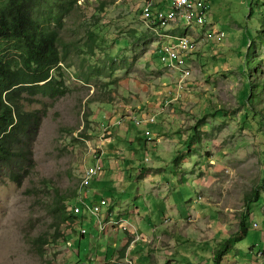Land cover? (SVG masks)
<instances>
[{"label":"rangeland","instance_id":"374dc122","mask_svg":"<svg viewBox=\"0 0 264 264\" xmlns=\"http://www.w3.org/2000/svg\"><path fill=\"white\" fill-rule=\"evenodd\" d=\"M144 2L80 0L71 11L42 12V26L58 33L60 62L51 71L57 92L25 91L20 99L35 118L22 145L24 167L0 163V264H100L103 257L107 262L104 236L84 224L82 238L61 221L54 194L74 204L92 156L97 152L103 164L109 161L105 154L121 140L112 124H125L126 118L143 122L131 127L138 141L127 148L134 152L133 168L174 181L168 197L177 203V214L165 211L166 224L162 216L146 217L156 234L174 239L152 252L164 257L159 263L215 264L224 242L227 252L217 264L264 263L263 208L249 198L264 180V0H210L208 27L167 30L170 37L189 36L197 43L186 65L190 78L182 84L181 70L169 68L158 54L172 42L141 22ZM129 185L123 193L134 199L137 186ZM151 199L155 209L164 207ZM248 200L251 215L242 232ZM190 207L202 221L187 220ZM145 223L144 235L151 237ZM217 225L226 236H215L216 242L198 238V231L204 238L215 235ZM145 247L135 249L136 264H158L148 257L155 243Z\"/></svg>","mask_w":264,"mask_h":264},{"label":"trees","instance_id":"16d2710c","mask_svg":"<svg viewBox=\"0 0 264 264\" xmlns=\"http://www.w3.org/2000/svg\"><path fill=\"white\" fill-rule=\"evenodd\" d=\"M78 1L80 0H0V163H21V170L26 162V149L22 145L35 114L26 113L20 101L22 94L25 91L43 94L51 91L54 96L57 92L51 71L60 62L58 33L42 26V12L58 14L60 9L71 11ZM10 50H14L15 57L8 56ZM262 194L264 180L249 197L255 205L262 206L264 217ZM54 197L55 209L58 207L60 210V220L75 226L77 218L68 215L67 205L63 204L66 198L59 197L56 192ZM75 197L76 190L71 200ZM252 200L247 201L246 214L239 221V231L247 230L246 220L251 215L249 205ZM40 239L42 245L43 238ZM221 244L224 245L220 246V251H215L213 257L215 264L219 261L217 258L222 259L227 252L228 244ZM109 250L107 247L105 253L109 254ZM124 251L126 247L119 254H124Z\"/></svg>","mask_w":264,"mask_h":264},{"label":"crops","instance_id":"0c3cea01","mask_svg":"<svg viewBox=\"0 0 264 264\" xmlns=\"http://www.w3.org/2000/svg\"><path fill=\"white\" fill-rule=\"evenodd\" d=\"M112 125L114 127L112 130L117 132V137L119 139L121 138V140L116 138L115 140H119V141L116 144H111L113 147V150L109 148V151H108L109 153L105 154V156L109 155L110 158L107 163L105 162L103 164L104 173L102 177L100 178V181L93 182L91 185L92 187L94 183H97L96 187L99 186V188L94 187L91 190V187H90V190L88 194L85 196L84 200L88 204H91V203L98 202L101 199H104L103 197L104 194L109 195L110 198L106 200H108L109 203L111 204L110 209L114 211L115 213H117L124 220L127 221L128 231L125 234H122V233H116V232L107 230L106 235L104 236V240H106V242L109 243V244L106 243L107 247L111 248L110 250H112V251L109 250L110 258L108 259V255H107L106 263H105L104 257L101 259H98L97 257H95V260L98 259L100 264H104V263L105 264H122L123 258L121 259V256L123 255L124 257V255L126 256L127 254V256L133 261V263L136 264L135 261H137V258L140 257V253H136L135 249H138V251H142V249L146 248L145 246L147 247L152 246L155 243V247L154 249H152V251L151 250L149 251L150 254L148 255V257L151 261L156 262V260H158L157 263L160 264L159 262L162 261L164 257H161L160 255H157V256L152 255V252L153 253L157 252L160 247L159 245L161 244L165 245L163 241L168 242L167 245L169 244L172 245L174 239H172L173 237L172 238L170 237L171 240L169 241V239L166 238V235H165L166 233L164 235L156 234L157 227L150 225V220L148 221L146 217L148 215L162 216L164 219L163 223L166 224L167 220L165 218L168 216L164 214L165 211L167 213L172 214V216L177 214V203H171L168 197L169 193L171 192V189L175 188L173 187V184H172L174 183V181H172L171 183L166 182L164 181L163 176H160V177L155 176V175L142 176L143 175L141 174L142 168H139V169H137V167L133 168L132 158H133L134 152L130 151L127 148L129 146L133 147L135 143H138V141L134 137V132L131 128L132 126L136 127L134 118H132V120H127L126 118V123L123 124L122 126H117V124H112ZM121 144L123 147L122 149L121 147H119L121 146ZM120 149H121V153H120ZM184 182H186V184L189 183L188 178L185 179ZM126 184H130L129 187L131 186L132 188H134V185L137 186V188L134 189V199L133 197L131 198L126 197L125 193H123V189L127 188ZM151 198L157 200L158 202H163L164 207L158 205V208L155 209V202L153 203ZM209 207L210 206L208 205V208ZM189 209H190V212L187 213V220L192 219L195 223H199V221H202L201 214L200 215L196 214L195 211L191 207ZM207 219L210 222L209 225L211 226L213 225L212 227H214V221L211 220L210 218H207ZM144 222H146L145 230L150 229L151 231L150 233L151 237L150 236L147 237V235H144L143 229L141 227V224H144ZM84 224H87L90 227V229L93 230L98 235L99 238H101L100 234L91 225H89L88 222ZM218 225L216 228L217 232L215 235H212L210 238H204L202 237L201 232L198 231L200 233V237L198 238L200 240L216 242V240L214 239L216 238L215 236L219 234H224L226 236V233H227L226 230L224 229L220 230V226L222 225L220 226ZM211 226H209V228H211ZM177 228L174 230H177ZM212 230H209V232ZM137 236L140 237L143 241H139L138 243L132 244L133 239ZM216 244H219V243H216ZM107 247H103V248L106 249ZM125 247H126V251H124V254H122V252L119 254V252ZM170 253L171 252H168V254ZM119 257H120V260H119ZM90 259L92 260L94 258L91 257ZM166 261L171 264L175 263L171 259H167Z\"/></svg>","mask_w":264,"mask_h":264},{"label":"built area","instance_id":"2783aa9c","mask_svg":"<svg viewBox=\"0 0 264 264\" xmlns=\"http://www.w3.org/2000/svg\"><path fill=\"white\" fill-rule=\"evenodd\" d=\"M209 3L210 0H145L141 8L142 24L146 25V28L151 30L156 37L172 42V45L162 44L158 48V54L161 62L168 64L169 68L181 70V84L190 78L191 72L189 68H186V65L190 60L191 54L197 51V43L189 36L170 37L165 33L173 25L182 30H197L208 27ZM214 30L217 38L224 37V33L218 32L215 28ZM122 122L120 120L117 125L122 126ZM142 124L143 122H136L137 126ZM143 128H145L144 131H147V127ZM149 135L150 133L146 132V136ZM102 157L97 152L94 153L92 156L93 163L83 171L80 177L75 203L66 206V213L77 218L75 227L82 238L86 236L87 230L83 228L86 222L101 236H105L107 230L122 234L128 231L127 221L110 209L111 204L108 200L101 199L91 204L84 200L92 183L99 180L104 173ZM139 241L143 240L137 236L133 239L132 244ZM257 255L260 257L263 254L259 252ZM262 257L264 258V256ZM122 264L135 263L126 254L123 257Z\"/></svg>","mask_w":264,"mask_h":264}]
</instances>
